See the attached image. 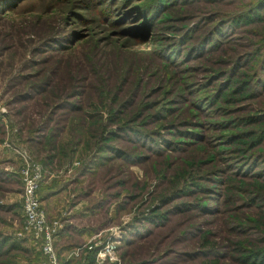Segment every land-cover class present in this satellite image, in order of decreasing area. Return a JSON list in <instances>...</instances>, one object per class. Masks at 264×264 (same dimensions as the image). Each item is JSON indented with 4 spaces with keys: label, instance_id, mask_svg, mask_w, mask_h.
Here are the masks:
<instances>
[{
    "label": "rangeland",
    "instance_id": "374dc122",
    "mask_svg": "<svg viewBox=\"0 0 264 264\" xmlns=\"http://www.w3.org/2000/svg\"><path fill=\"white\" fill-rule=\"evenodd\" d=\"M17 152L60 264H264V0H0V264H40Z\"/></svg>",
    "mask_w": 264,
    "mask_h": 264
},
{
    "label": "built area",
    "instance_id": "2783aa9c",
    "mask_svg": "<svg viewBox=\"0 0 264 264\" xmlns=\"http://www.w3.org/2000/svg\"><path fill=\"white\" fill-rule=\"evenodd\" d=\"M20 156L18 174L22 184L21 207L23 215V233L38 243L43 260L40 264H60L59 255L54 240L62 229L60 220L49 221L42 209L39 189L43 180L44 170L40 163L30 159L24 152H17ZM106 244L98 254L97 259L116 261L114 248ZM89 247L88 249H95ZM77 256V255H75Z\"/></svg>",
    "mask_w": 264,
    "mask_h": 264
},
{
    "label": "crops",
    "instance_id": "0c3cea01",
    "mask_svg": "<svg viewBox=\"0 0 264 264\" xmlns=\"http://www.w3.org/2000/svg\"><path fill=\"white\" fill-rule=\"evenodd\" d=\"M65 177L63 179H65ZM64 183H67V180H65V182H61L57 176L53 175V173H49L48 171L44 172L43 180L40 185L41 187L39 191V197L41 199L42 209L45 212L46 217L49 221L58 218L59 215H61L64 212V201H62L64 198L63 197L64 191H62V188L64 186L62 185ZM77 225L78 223L76 222L70 223V226L74 228L73 232L80 233L81 230L80 231L75 230L78 229ZM68 233L69 232H65V233L59 232L57 234L54 240L55 248L57 247V238L60 237L62 234L67 235ZM65 237H67L68 241L70 240L69 236H65ZM70 245H72V243H70Z\"/></svg>",
    "mask_w": 264,
    "mask_h": 264
},
{
    "label": "trees",
    "instance_id": "16d2710c",
    "mask_svg": "<svg viewBox=\"0 0 264 264\" xmlns=\"http://www.w3.org/2000/svg\"><path fill=\"white\" fill-rule=\"evenodd\" d=\"M252 253L254 254V253H258V252H252ZM250 255H252V254H250ZM254 255H255V254H254ZM258 257H259V255L256 254V255L252 258V260H254V258L257 259ZM260 257H262V256H260Z\"/></svg>",
    "mask_w": 264,
    "mask_h": 264
}]
</instances>
